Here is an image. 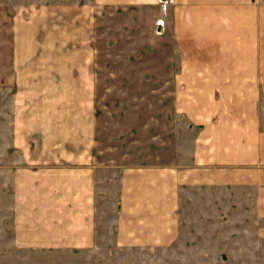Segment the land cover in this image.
<instances>
[{"label":"crops","instance_id":"0c3cea01","mask_svg":"<svg viewBox=\"0 0 264 264\" xmlns=\"http://www.w3.org/2000/svg\"><path fill=\"white\" fill-rule=\"evenodd\" d=\"M132 7L152 12L150 28L156 23L174 48L173 108L196 134L188 164L120 167L116 243L169 246L180 231V195L200 190L197 208H227V221H242L243 235L264 245V0H89L70 19L50 16L49 27H15L2 77L14 244H95L91 11Z\"/></svg>","mask_w":264,"mask_h":264},{"label":"rangeland","instance_id":"374dc122","mask_svg":"<svg viewBox=\"0 0 264 264\" xmlns=\"http://www.w3.org/2000/svg\"><path fill=\"white\" fill-rule=\"evenodd\" d=\"M89 0H0V264H264V245L243 235L227 208H197L202 192L180 195V231L164 247L116 243L117 186L123 164H188L196 128L173 108L169 61L152 12L91 11L95 141L98 176L96 241L89 249L19 248L14 244L10 187L3 178V54L15 27H49L70 19ZM156 13L154 12V15ZM94 18V19H93ZM106 173V175L104 174ZM230 209V208H229ZM232 210V208H231Z\"/></svg>","mask_w":264,"mask_h":264},{"label":"water","instance_id":"95a60500","mask_svg":"<svg viewBox=\"0 0 264 264\" xmlns=\"http://www.w3.org/2000/svg\"><path fill=\"white\" fill-rule=\"evenodd\" d=\"M162 1H166V0H162Z\"/></svg>","mask_w":264,"mask_h":264}]
</instances>
